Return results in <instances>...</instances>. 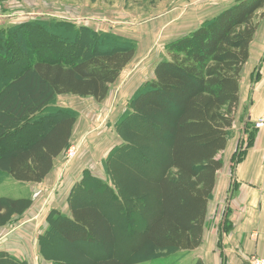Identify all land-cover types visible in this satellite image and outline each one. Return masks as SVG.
Returning <instances> with one entry per match:
<instances>
[{
    "label": "trees",
    "instance_id": "trees-1",
    "mask_svg": "<svg viewBox=\"0 0 264 264\" xmlns=\"http://www.w3.org/2000/svg\"><path fill=\"white\" fill-rule=\"evenodd\" d=\"M262 9L264 0H235L172 40L166 57L153 68V79L133 95L128 116L147 119L150 133L168 149L169 169L159 166L157 176H153L159 211L144 222L143 230H137L142 246L172 253L193 250L202 243L208 203L223 165L218 154L226 148L234 124L241 73L250 57L258 18L264 15V11L259 12ZM44 27L32 28L34 34L27 37L18 27L4 35L0 32V169L20 182H41L69 143L75 114L54 107V97L72 94L103 100L135 55L134 41L126 38L110 34L115 41L111 46L88 47L89 38L71 40ZM76 28L75 35L90 36L89 42L106 37ZM25 47H31L32 53ZM122 122L130 126L132 119ZM121 136V146L110 153L112 162L106 163L109 179L88 170L82 175L69 194L70 216L60 211L49 215L48 226L39 236L40 251L57 255L61 252L59 247L55 250L59 240L103 250L107 257L95 264H133L155 258L148 254L143 258L110 255L116 239L112 217H122L121 227L129 230L137 225L134 215H142V206L133 207L134 203L141 205L142 195H129L121 177L127 174L138 182L147 172L137 159L141 144L132 136ZM250 143L233 154L231 172ZM101 201L109 214L97 205ZM29 206L27 198L0 196V224ZM222 229L225 232L226 226ZM6 255L0 252V264H26ZM194 264L203 262L197 259Z\"/></svg>",
    "mask_w": 264,
    "mask_h": 264
},
{
    "label": "rangeland",
    "instance_id": "rangeland-1",
    "mask_svg": "<svg viewBox=\"0 0 264 264\" xmlns=\"http://www.w3.org/2000/svg\"><path fill=\"white\" fill-rule=\"evenodd\" d=\"M154 1L0 0V32L3 35L7 31L9 33L11 29L14 30L18 27L20 32H25L27 37L34 34L32 33V28L45 26L44 28L56 36L62 34L71 40H76L78 37L90 39V36H84V34L75 35L77 33L76 27L80 29L84 27L106 36L105 39H94L93 42H89L88 39L86 42L88 47L91 44L98 47L111 46L115 42L112 41L113 36L126 38L135 43L134 57L122 70L116 81L110 85L108 94L103 100L96 101L89 96L72 94H61L54 97L52 101L54 107L71 110L75 114V121L67 147L55 158L54 166L49 172V176L41 185L21 183L0 169V196L10 199L21 195L26 196L22 198L29 199L32 208L27 210L30 208L29 206L26 209V215L23 216L24 220L37 215L36 220L34 219L35 226L37 224L38 227V223L41 220L44 225L48 226L49 215L52 211H58L54 209L48 211L47 205L45 206L46 210L42 208V203L45 205V202H48L49 191L57 193L68 192L66 199L67 206H70L68 202L69 194L73 185L77 183L72 184L71 179L80 176L78 179L80 180L82 175L90 171V173L99 176V178L108 180L109 175L105 167L108 161L112 162V159L108 158L110 153L121 146L123 142L121 135L132 136L141 144L139 147L142 153L137 159L142 160V166L145 165L147 167V172L145 177L142 175V181L133 182L131 181L133 179L128 177L127 174H124V179L121 177V180L129 195H142V202L138 199L136 200L141 205L139 203L133 204L136 209L142 206V215L140 217L134 215L137 219L134 220L137 225H132L129 230L121 227L122 217L115 218V215L112 217L113 225L115 224L113 228L116 239L110 255L113 254L114 257L115 255L120 257L121 255L122 257L125 254L126 256L133 255V257L143 258L148 254L149 257H155L152 261L146 260L142 262L140 260L135 262L136 264H192L196 251L188 250L185 253L179 251L171 253L166 250H156L147 245L142 246L141 238L137 231L139 229L143 230L144 222L159 211L158 190L153 182L155 179L153 176H157L156 172H158L159 166L169 169L166 161L168 156L166 144L160 142L159 139L150 133L147 128L148 120L141 116H128V113L132 111L131 99L133 95L139 88H142L153 79L155 64L166 57L167 44L175 39L165 30H162V23L150 21L151 15L164 7L168 8L167 5L170 0H164L165 2L159 4L158 7H156L157 1ZM53 22L60 23L54 25ZM110 34L113 36H110ZM27 40L28 38L25 39L26 42H28ZM24 50L27 53H32L31 47H25ZM253 63V61H249L244 65L242 75L247 76V82L243 81V89H246L249 82L248 72L251 70ZM244 95L245 93L242 98H244ZM239 109L236 116V132L240 131L238 126H240L241 107ZM159 117V115L154 117L156 122ZM129 118L132 119L130 126L123 125L122 120L128 121ZM221 156L222 152L218 154L219 158ZM223 158L226 161L225 156ZM221 160L223 159L221 158ZM115 164L117 166L120 165L119 162H115ZM151 164L155 165V167H150ZM126 165L128 166V163L122 164L119 167L120 171H123L122 168L127 167ZM130 190H133V192H130ZM229 190L230 192L224 195L215 191L216 198L209 201L206 221L207 230H211L212 226L221 225L225 227L228 225L227 211L229 210L228 200L231 196L230 187ZM30 192H34V195L36 194L34 201L31 199L32 195ZM97 205L109 214V211L104 206V201L98 202ZM115 211L117 213L118 210L115 208ZM111 212L113 213V211ZM131 221L134 222L133 220ZM206 234V239L211 242L214 239L217 241L219 237V231L216 236L213 235L212 231ZM218 241H220V238ZM56 246L55 250L58 251L59 247L62 253L64 251L67 253V256L75 252L80 255L98 253L100 257L106 255L103 250L98 249L96 246L69 245L63 241L61 243L59 240L56 242ZM181 258H183V261L180 260Z\"/></svg>",
    "mask_w": 264,
    "mask_h": 264
},
{
    "label": "crops",
    "instance_id": "crops-1",
    "mask_svg": "<svg viewBox=\"0 0 264 264\" xmlns=\"http://www.w3.org/2000/svg\"><path fill=\"white\" fill-rule=\"evenodd\" d=\"M154 2L158 7L165 1L155 0ZM234 2L235 0H170L168 8L164 7L151 15L150 21L162 23V30L169 33L172 38H176L192 31L205 20L213 18ZM261 11L264 9L259 12ZM169 17L171 18L169 19ZM249 51L250 57L247 62L253 61L255 64H252V68L248 72L249 82L246 89L242 88L243 81L247 82V76L242 75L244 66L242 69L239 104L226 148L222 151L223 165L217 172L212 195V199L216 198V192L224 195L230 192V187L228 225L224 232L221 225L212 226L211 230H207L206 224L202 243L193 249L196 252L192 264L197 259H201L203 264H249V258L253 255L264 258V128H253V121L264 110V15L262 18H258V27L250 43ZM244 93V98H242ZM240 107V126H238L240 131L236 132V116ZM247 141H251L250 145L245 147L231 172L233 154L238 148L246 145ZM48 176L49 173L38 183H21L41 185ZM79 177H73L71 183L78 182ZM33 193H31V199L34 201L36 194ZM66 195H68L66 191L58 193L49 191L48 202H45V205L42 203V208L45 210L48 208V211L50 209L58 210L62 214L70 216ZM22 197L26 196L21 195L13 198ZM31 208L32 205L27 210ZM27 210L20 215H13L10 220L0 224V252L7 254L5 258L24 261L26 264H95L98 259L107 257L94 254L80 255L78 252L67 256L65 251L63 253L61 251L57 255L43 253L40 251L39 236L47 226L43 224L42 220L38 223V227L37 224L35 226L37 215L24 220L23 216L26 215ZM211 231L215 236L219 231L217 241L214 239L211 242L206 239V233ZM180 260L183 261V258Z\"/></svg>",
    "mask_w": 264,
    "mask_h": 264
},
{
    "label": "built area",
    "instance_id": "built-area-1",
    "mask_svg": "<svg viewBox=\"0 0 264 264\" xmlns=\"http://www.w3.org/2000/svg\"><path fill=\"white\" fill-rule=\"evenodd\" d=\"M253 127L255 129H262L264 128V110L263 112L260 114V116H258L254 121H253ZM249 264H264V258L263 257H259V256H251L249 258Z\"/></svg>",
    "mask_w": 264,
    "mask_h": 264
}]
</instances>
